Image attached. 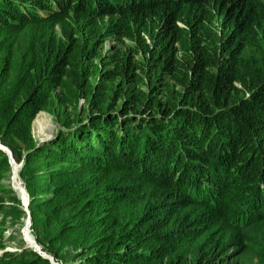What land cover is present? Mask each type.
Here are the masks:
<instances>
[{
    "label": "trees",
    "instance_id": "trees-1",
    "mask_svg": "<svg viewBox=\"0 0 264 264\" xmlns=\"http://www.w3.org/2000/svg\"><path fill=\"white\" fill-rule=\"evenodd\" d=\"M247 10L246 0H0V143L22 161L34 240L57 263L224 264L228 241L264 256V51L240 39ZM160 11L140 41V89L129 54L95 48L97 20L116 15L128 37L130 14ZM38 110L58 124L39 143ZM6 158L0 149V172ZM197 187V201L216 204L218 232L188 213ZM4 223L0 264H52L24 241L5 249Z\"/></svg>",
    "mask_w": 264,
    "mask_h": 264
},
{
    "label": "rangeland",
    "instance_id": "rangeland-1",
    "mask_svg": "<svg viewBox=\"0 0 264 264\" xmlns=\"http://www.w3.org/2000/svg\"><path fill=\"white\" fill-rule=\"evenodd\" d=\"M246 1L248 2L247 11L249 13L247 15V19H249L250 22L244 26V30L240 36V39L245 44V48H255L259 52L262 50L264 51V0ZM160 17L161 11L155 15L145 14L141 16L140 14L135 13L130 14V23L126 27V30H128L129 33L128 37L120 36L119 31L116 30L115 25H113L116 15H108L103 17L101 20H97L101 35L96 40L95 48L100 49V52L104 56L108 54L122 53V56L125 57L127 54H129V57L135 60V64L140 66L139 68H135L133 70L135 73H138L140 77V79L137 80L135 84L140 89H144L146 87V81L148 80V75L146 74L147 72H145L147 66L146 63L142 61L144 56L139 52L140 41L143 39L148 42L150 41L149 34H152L158 28ZM179 25H181L180 22ZM175 45L178 49V55L181 52L184 53L188 50L186 48L188 46L186 40L179 41ZM214 50L216 51V46L211 45L210 52H213ZM245 57L246 63L250 64L251 59L248 57V55ZM95 62H97V59L92 58L89 60V65ZM111 65V62H106L105 64L101 65V67L108 68ZM100 78V76L97 77L95 75L94 78H92V82L99 81ZM162 79L164 82L173 84V80L167 75H165ZM233 83L239 86L237 82ZM112 84L113 86L111 88V94L114 95L115 87L114 83ZM174 87H178V84L174 85ZM162 92L163 90L160 88V90L154 92L153 94L156 95L155 97L162 99ZM244 94L246 95L248 92L244 91ZM76 104L77 106L84 105V98L79 96L76 99ZM69 108L70 107H67L65 109L66 114L69 113ZM258 109H260V107ZM57 126L58 124L55 122L51 113L45 110H38L31 120L30 132L33 139L39 143L53 137L55 131L57 130ZM5 147L9 149L6 145ZM5 155L7 157L6 159L8 162V168L0 172V198L2 199V203L4 205L0 209V217L2 216L5 220L3 229L5 240L2 243L5 249H18L21 242L24 241L23 236L25 237V234L28 238H32L33 240L34 235L30 218H28V222L26 224L27 213L25 209L28 210V194L25 188L26 180L19 174L22 161L14 159L11 154L12 159L9 162L7 153H5ZM203 186L204 185H202V187ZM20 188L23 192L20 190ZM199 192L200 190H198L197 187L192 188V192L190 193L198 203H194L189 206L188 213L190 214V217H192L194 220L196 227H200L206 224V222L216 223V219H212L208 212V209H212V207H214L216 204L213 205L210 203L209 205L204 202L197 201ZM205 192H203V194H205ZM209 195H211V193H209L206 197ZM235 213L237 214V211ZM202 219L208 220L205 221ZM212 225L213 230L218 232L220 226L217 225V223ZM35 243L39 245L36 241ZM224 247L226 248L224 264H264V256L256 245L244 247L233 245L231 244V241H228Z\"/></svg>",
    "mask_w": 264,
    "mask_h": 264
},
{
    "label": "water",
    "instance_id": "water-1",
    "mask_svg": "<svg viewBox=\"0 0 264 264\" xmlns=\"http://www.w3.org/2000/svg\"><path fill=\"white\" fill-rule=\"evenodd\" d=\"M0 149H1L3 152L7 153V155H8V160H9V162H10L11 159H12V158H11V152H10V150L7 149V148L5 147V145H3L2 143H0ZM20 190L22 191L21 188H20ZM22 192H23V191H22ZM25 211H26V213H27V218H26V224H27V222H28V218H29V213H28V210L25 209ZM23 239H24L25 243L27 244V246H29L31 249L35 250L39 255H41V256L47 258L52 264H59V263H57V262L53 259V257H52L49 253H46L44 250H42V249L40 248V246L37 245V244L35 243V241H34L32 238H28V237L26 236V234H25V237L23 236Z\"/></svg>",
    "mask_w": 264,
    "mask_h": 264
}]
</instances>
